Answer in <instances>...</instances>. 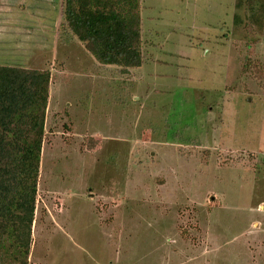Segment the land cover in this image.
<instances>
[{
  "label": "rangeland",
  "instance_id": "rangeland-1",
  "mask_svg": "<svg viewBox=\"0 0 264 264\" xmlns=\"http://www.w3.org/2000/svg\"><path fill=\"white\" fill-rule=\"evenodd\" d=\"M62 2L0 0V66L49 75L26 263L264 264V0H137L131 69Z\"/></svg>",
  "mask_w": 264,
  "mask_h": 264
},
{
  "label": "trees",
  "instance_id": "trees-1",
  "mask_svg": "<svg viewBox=\"0 0 264 264\" xmlns=\"http://www.w3.org/2000/svg\"><path fill=\"white\" fill-rule=\"evenodd\" d=\"M137 0H63L67 31L103 65L142 64ZM48 73L0 66V257L27 264ZM10 239L5 243L3 235Z\"/></svg>",
  "mask_w": 264,
  "mask_h": 264
}]
</instances>
